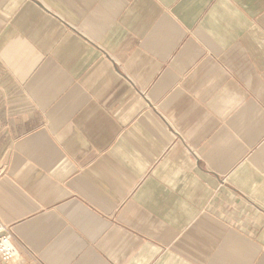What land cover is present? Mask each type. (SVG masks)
I'll use <instances>...</instances> for the list:
<instances>
[{"label": "crops", "instance_id": "1", "mask_svg": "<svg viewBox=\"0 0 264 264\" xmlns=\"http://www.w3.org/2000/svg\"><path fill=\"white\" fill-rule=\"evenodd\" d=\"M0 169L23 264H264V0H0Z\"/></svg>", "mask_w": 264, "mask_h": 264}, {"label": "built area", "instance_id": "2", "mask_svg": "<svg viewBox=\"0 0 264 264\" xmlns=\"http://www.w3.org/2000/svg\"><path fill=\"white\" fill-rule=\"evenodd\" d=\"M2 169H0V176ZM30 251L15 237L12 227L0 220V261L6 264H23Z\"/></svg>", "mask_w": 264, "mask_h": 264}]
</instances>
